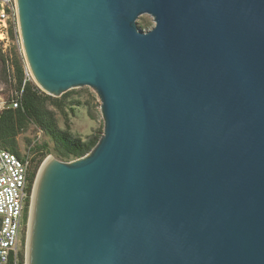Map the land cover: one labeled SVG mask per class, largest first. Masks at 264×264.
<instances>
[{
	"label": "water",
	"instance_id": "obj_1",
	"mask_svg": "<svg viewBox=\"0 0 264 264\" xmlns=\"http://www.w3.org/2000/svg\"><path fill=\"white\" fill-rule=\"evenodd\" d=\"M15 6L34 80L94 89L104 119L42 168L27 264H264V0Z\"/></svg>",
	"mask_w": 264,
	"mask_h": 264
},
{
	"label": "rangeland",
	"instance_id": "obj_2",
	"mask_svg": "<svg viewBox=\"0 0 264 264\" xmlns=\"http://www.w3.org/2000/svg\"><path fill=\"white\" fill-rule=\"evenodd\" d=\"M136 25L142 31H147L154 26V21L151 16L144 14L138 17V19L136 20ZM17 30L19 33V47L16 46L14 40L12 39H10L9 44L7 45L5 50H3V48L0 46L2 55V58H0V111L4 107L9 106L11 99L14 98L17 92L15 82L16 64L19 63L22 66L23 71L24 69L27 70L30 82L38 88V84L34 80L25 59L20 38L18 19ZM38 89L42 93L46 94L45 91L42 90V88ZM71 90L73 91L72 94L65 98L61 103L62 111L58 110V108H56L54 104L48 103L47 108L53 112L57 127L60 130L67 131L71 136L79 138L83 141L87 140L88 138H96L98 142L103 134L104 119L100 111V100L97 93L94 89L86 86L74 88ZM60 96L53 95L51 97L54 99H60ZM65 115H67V117ZM15 141L20 156L28 154L30 157L37 158L41 152H35L34 147L36 145L45 144L47 149L51 151V154L45 156L44 159L46 157H51L54 160L63 163H72L80 159H62L57 157L55 155L56 144L53 142V140L32 124H30L26 128V130L20 132L16 136ZM40 165L37 168L36 174ZM27 250L28 245L26 238V244H23L21 246L23 264H27Z\"/></svg>",
	"mask_w": 264,
	"mask_h": 264
},
{
	"label": "built area",
	"instance_id": "obj_3",
	"mask_svg": "<svg viewBox=\"0 0 264 264\" xmlns=\"http://www.w3.org/2000/svg\"><path fill=\"white\" fill-rule=\"evenodd\" d=\"M18 34L15 0H0V46L3 50L10 39L19 47ZM24 74L28 78L26 69ZM19 100L20 94H15L9 106L16 108ZM30 160L28 154L17 156L0 147V264H19L21 246L26 244L34 185L29 181Z\"/></svg>",
	"mask_w": 264,
	"mask_h": 264
},
{
	"label": "trees",
	"instance_id": "obj_4",
	"mask_svg": "<svg viewBox=\"0 0 264 264\" xmlns=\"http://www.w3.org/2000/svg\"><path fill=\"white\" fill-rule=\"evenodd\" d=\"M13 38L12 29H9ZM0 58H2L0 51ZM2 60V59H1ZM17 63V62H16ZM15 82L17 92L20 94L19 104L16 108L4 107L0 111V147L20 156L15 138L32 124L37 129L49 136L56 144L55 155L62 159L80 158L87 154L97 143L96 138H88L83 141L71 136L67 131L57 127L53 112L47 108V104H54L62 111L61 103L72 94V90L65 92L60 99H54L42 93L29 78L25 77L22 66L15 65ZM67 117V115H65ZM35 152H41L37 158L31 157L30 184L33 183L38 166L45 156L51 154L45 144L36 145ZM19 264H23V255L20 254Z\"/></svg>",
	"mask_w": 264,
	"mask_h": 264
},
{
	"label": "bare ground",
	"instance_id": "obj_5",
	"mask_svg": "<svg viewBox=\"0 0 264 264\" xmlns=\"http://www.w3.org/2000/svg\"><path fill=\"white\" fill-rule=\"evenodd\" d=\"M36 83H37V82H36ZM37 84H38V83H37ZM38 86L40 87L39 84H38ZM40 88H42V87H40ZM42 90H43V89H42ZM50 159H53V158L48 157V158L45 160V162L42 164V166H41V168H40V171H39V173H38V175H37L36 182H35V185H34V188H33V193H32V201H31L32 205H33V199H34V194H35L36 183H37L38 177H39V175H40V172H41L42 168L44 167V165L46 164V162L49 161ZM32 205H31V208H30V211H31V212H32ZM31 212H30V213H31ZM30 220H31V214H30L29 225H28V234H29ZM27 245H28V235H27Z\"/></svg>",
	"mask_w": 264,
	"mask_h": 264
}]
</instances>
